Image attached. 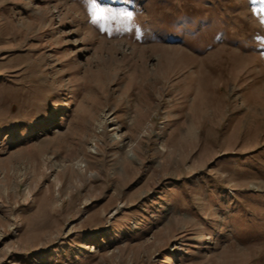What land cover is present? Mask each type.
<instances>
[{
    "label": "rangeland",
    "instance_id": "374dc122",
    "mask_svg": "<svg viewBox=\"0 0 264 264\" xmlns=\"http://www.w3.org/2000/svg\"><path fill=\"white\" fill-rule=\"evenodd\" d=\"M0 0V264H264V26L251 0Z\"/></svg>",
    "mask_w": 264,
    "mask_h": 264
},
{
    "label": "snow or ice",
    "instance_id": "6c2138e0",
    "mask_svg": "<svg viewBox=\"0 0 264 264\" xmlns=\"http://www.w3.org/2000/svg\"><path fill=\"white\" fill-rule=\"evenodd\" d=\"M251 2L260 5L256 11L260 13L261 24L264 26V0H251ZM89 4L92 22L98 25L102 31H106V24H109L112 21L124 23L130 20L133 15L128 11L102 6L98 0H89Z\"/></svg>",
    "mask_w": 264,
    "mask_h": 264
}]
</instances>
